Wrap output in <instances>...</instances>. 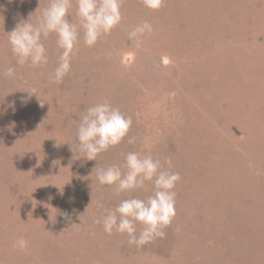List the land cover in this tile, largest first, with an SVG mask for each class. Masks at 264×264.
Wrapping results in <instances>:
<instances>
[{
    "label": "rangeland",
    "instance_id": "rangeland-1",
    "mask_svg": "<svg viewBox=\"0 0 264 264\" xmlns=\"http://www.w3.org/2000/svg\"><path fill=\"white\" fill-rule=\"evenodd\" d=\"M199 1L187 0L184 9L188 25L192 7L203 9L193 31L186 25L174 30V19L186 16L180 17L182 8L178 14L185 0H164L158 10L143 0H121V24L86 46L90 66L74 52L72 62L77 56L79 63L71 70L80 71L66 93L65 81L75 72L62 83L50 80L60 51L53 34L44 41L48 62L37 67L17 65L7 40L23 4L36 23L49 0H0V264H264V0ZM164 9L167 18L159 15ZM144 21L152 31L143 36L145 49L137 50L127 32ZM218 35L227 36L226 49L215 54ZM195 45L203 48L199 56ZM11 65L15 77L6 75ZM106 99L132 117L129 137L136 142L125 138L101 153L99 166L123 163L124 153L139 151L165 168L170 159V170L181 177L165 235L139 248L119 233L102 243L84 215L99 201L104 215L121 199H145L154 191L145 182L143 189L117 194L96 181V164L71 150L80 115ZM65 213L70 227L60 218Z\"/></svg>",
    "mask_w": 264,
    "mask_h": 264
},
{
    "label": "clouds",
    "instance_id": "clouds-1",
    "mask_svg": "<svg viewBox=\"0 0 264 264\" xmlns=\"http://www.w3.org/2000/svg\"><path fill=\"white\" fill-rule=\"evenodd\" d=\"M150 10H158L162 0H143ZM40 8L36 9V11ZM73 9L75 10L73 12ZM35 11V12H36ZM34 12V13H35ZM33 13L27 18L21 17L11 31H7V40L16 64L20 66H41L48 62L44 41L54 34L60 50L57 63L50 80L62 83L71 71V62L77 45L83 41L87 47L95 46L105 35L110 34L121 24V0H49L40 12L38 22L32 21ZM152 31V25L144 21L127 32V38L133 48L145 49L143 36ZM162 67L168 64V58L161 56ZM16 66L7 68L6 75L15 77ZM35 90H33L34 92ZM133 120L108 101L95 103L80 115L76 130V145L71 150L87 161H97V157L110 148L120 145L125 138L128 144H135V137H129ZM139 151L124 153L123 163H113L105 167L94 166L96 181L99 185L112 186L117 193H131L145 187L150 182L152 195L141 199L135 196L121 199L114 209L97 221L103 231L126 235L128 243L142 247L158 237L171 224L175 216V188L181 177L171 171L172 162ZM66 218L70 221V216ZM142 225L138 230L137 225Z\"/></svg>",
    "mask_w": 264,
    "mask_h": 264
},
{
    "label": "trees",
    "instance_id": "trees-1",
    "mask_svg": "<svg viewBox=\"0 0 264 264\" xmlns=\"http://www.w3.org/2000/svg\"><path fill=\"white\" fill-rule=\"evenodd\" d=\"M184 0H179V3H181L182 4V2H183ZM186 2H187V0H185V3L184 4H182V5H178V14L180 15V11L179 10H181V8H182V14H181V16L180 17H182L183 15H186V16H184V18H181V19H179V20H176V19H174V22H173V26H175V28H174V30H176V29H178V30H181V26L182 25H186V26H189V28L190 29H192L193 31H194V29H196L197 28V25L195 24V21H196V19L197 18H199L200 16H201V14H202V10L203 9H200V8H198V7H192V9H193V12H192V14H193V21L188 25V23L187 24H185V23H183V21H184V19H185V17H191V15H187L188 13H186L185 14V11H184V9H185V7H186ZM203 2H204V0H201V2L199 1V3H202L203 4ZM218 1L216 0V1H212V4L213 5H215L216 3H217ZM22 3V2H21ZM162 3H164V0H162ZM166 4H167V2H166ZM233 5V4H232ZM22 8H24V10L23 11H21V10H19L18 11V14L19 15H22V17L24 18L25 16H26V13H27V10H29V8H30V6H29V4L28 3H25V5L23 4L22 5ZM220 9L221 8H219V5H218V8H217V14H218V17H222L221 16V14H220ZM167 9H164V10H162L160 13H159V15L161 14L162 16H164L165 18H167L166 16H168L169 15V12L168 11H166ZM241 10V9H240ZM168 12V15L166 14ZM210 12H212L213 13V11H210ZM224 13H228V15H231V13L230 12H224ZM177 14V15H178ZM178 15V16H179ZM227 15V16H228ZM28 16H26V18H27ZM213 17H215L216 18V16L214 15V13H213ZM218 17L216 18L217 20H218ZM215 19V20H216ZM219 21V20H218ZM166 22H168L167 21V19H166ZM220 22V21H219ZM227 22V21H226ZM220 23H222V22H220ZM195 24V25H194ZM118 27V26H117ZM116 27V28H117ZM231 27L233 28L234 27V25H233V23L231 24ZM226 29L227 30H229L230 28H229V26H227L226 27ZM116 31V30H115ZM232 33H233V31H232ZM212 35V33L211 34H209L208 36H211ZM53 36L54 37H52V40H51V42L52 43H56V37H55V35L53 34ZM234 36H235V34H234ZM104 37H106V35L104 36ZM227 37V36H226ZM225 36H223V35H218L217 37L215 36V41H214V44L216 45V46H212L211 47V51L212 52H214L215 54H219V53H221L222 52V50H225L226 49V47L224 46V47H222V40H223V38H226ZM209 41V40H208ZM98 42H101L100 40L98 41ZM109 44H110V40H109ZM106 45V44H105ZM197 45V44H196ZM194 46V49H196V50H194L195 52V55L196 56H199L200 55V52H202L203 50V48H201V47H199V46ZM210 45V44H209ZM54 47V46H53ZM196 47V48H195ZM210 48V47H209ZM206 49H208L207 48V46H206ZM76 50L78 51V54L79 53H83V55H84V57H83V62H85V64H84V67L86 68L87 66H90V62H89V54H88V48H86V46L83 44V41H82V39H81V42L77 45V48H76ZM75 50V51H76ZM52 52H49V54H51V56H52V58H53V53L55 52V49L53 48L52 50H51ZM144 50H142L141 52H143ZM76 53V52H75ZM75 56V55H74ZM145 56V55H144ZM49 57V56H48ZM57 57H58V55L56 56V60H57ZM55 59V58H54ZM79 58H77V56H75L74 57V61L72 62V64H71V66L73 65L74 66V64H76V63H79V62H76L77 60H78ZM229 61H232V59L231 60H229ZM192 65H194V63L192 62ZM205 65H203V67H204ZM195 68H197V69H199L198 67H196L195 66ZM71 71H74V70H71ZM77 71H80V70H75L74 72L75 73H70L71 75H72V77L69 79V80H67V81H65V82H67V89L65 90L66 91V93H68V92H72L73 91V80L75 79V77H76V75L78 74V72ZM85 73V74H84ZM83 73V76L84 77H86V71ZM72 78H73V80H72ZM192 85L194 86V88H197V87H199V84L196 82V81H193L192 82ZM65 93V92H64ZM105 101V100H104ZM106 101H108L107 99H106ZM109 102V101H108ZM97 162L98 161H92L91 162V164H90V166H94V164H97ZM98 166H99V164H98ZM99 167H101V166H99ZM94 168V167H93ZM93 170V169H92ZM93 174H95V171H93ZM30 175V174H29ZM30 177H32L33 178V175L31 176L30 175ZM96 209L94 210H92L91 208H90V210H88L87 211V213L85 212L84 213V215L85 216H87L86 217V219L89 221L88 223H90L91 225H94L95 227H93L92 226V230L91 231H94V235H96V234H98V229L100 230V234L98 235L99 237H101V242L103 243L104 242V244H106V243H108V242H111L112 241V238L114 237V235H115V232L112 234V235H108V234H106L104 231H103V228H102V225L100 224V223H98V225H96L95 224V222L96 221H98L99 219H101V217L103 216V211H102V207H103V204L99 201L98 202V204H96ZM97 209H99V210H97ZM66 211H68L69 213H71V211L69 210V209H66ZM66 214L68 215V213H65L64 215H60V218L64 221V224L63 225H65L66 227H70L71 226V219H70V221H69V219H67L66 218ZM100 216V217H99ZM81 224H76L75 225V229H80L81 228ZM74 229V230H75ZM106 242V243H105Z\"/></svg>",
    "mask_w": 264,
    "mask_h": 264
}]
</instances>
